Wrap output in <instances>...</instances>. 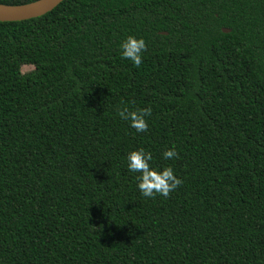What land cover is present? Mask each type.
I'll return each mask as SVG.
<instances>
[{"label":"trees","instance_id":"obj_1","mask_svg":"<svg viewBox=\"0 0 264 264\" xmlns=\"http://www.w3.org/2000/svg\"><path fill=\"white\" fill-rule=\"evenodd\" d=\"M124 107L151 109L147 132ZM141 148L183 181L168 198L138 190ZM0 264H264V0H62L0 22Z\"/></svg>","mask_w":264,"mask_h":264},{"label":"clouds","instance_id":"obj_2","mask_svg":"<svg viewBox=\"0 0 264 264\" xmlns=\"http://www.w3.org/2000/svg\"><path fill=\"white\" fill-rule=\"evenodd\" d=\"M121 56L123 59L129 60L134 66L139 67L143 60V53L147 46L144 39H137L133 36H128L120 45ZM118 116L122 120L129 122V126L135 129L138 133H144L148 130L146 117L151 115L150 108L144 109H129L124 107L118 109ZM165 159L171 160L178 158L175 146L163 153ZM152 154L146 152L143 148L131 151L127 155V167L130 172L139 173L136 177L138 190L146 198H154L156 195L168 198L170 193L175 191L183 181L176 177L172 167H164L162 171H158L151 167L150 161Z\"/></svg>","mask_w":264,"mask_h":264},{"label":"water","instance_id":"obj_3","mask_svg":"<svg viewBox=\"0 0 264 264\" xmlns=\"http://www.w3.org/2000/svg\"><path fill=\"white\" fill-rule=\"evenodd\" d=\"M62 0H35L23 5L0 4V22L22 21L39 17L57 6ZM221 32L228 29L221 28Z\"/></svg>","mask_w":264,"mask_h":264},{"label":"rangeland","instance_id":"obj_4","mask_svg":"<svg viewBox=\"0 0 264 264\" xmlns=\"http://www.w3.org/2000/svg\"><path fill=\"white\" fill-rule=\"evenodd\" d=\"M31 69H32L31 66L26 65V66H22V67L20 68V71H21L22 73H24V72H28V71L31 70Z\"/></svg>","mask_w":264,"mask_h":264}]
</instances>
